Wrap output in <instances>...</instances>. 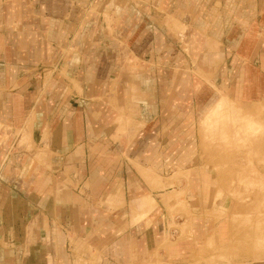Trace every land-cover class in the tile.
<instances>
[{
  "label": "rangeland",
  "instance_id": "374dc122",
  "mask_svg": "<svg viewBox=\"0 0 264 264\" xmlns=\"http://www.w3.org/2000/svg\"><path fill=\"white\" fill-rule=\"evenodd\" d=\"M63 1L54 11L51 0H0V264H127L113 242L107 254L74 237L104 229L91 223L90 202L109 208V221L128 213L130 227L144 217L121 192L123 173L142 174L123 156L153 118L172 127L141 135L162 142L152 168L163 178L143 183L156 188L147 205L169 230L164 241L190 237L196 219L212 216L194 264H264V100L237 101L248 62L264 94V0ZM29 43L36 61L25 67ZM91 59L98 75L85 80ZM52 80L58 88L46 94ZM86 101L92 142L68 166L50 152L48 127ZM32 160L43 164L38 174ZM196 170L204 176L189 177Z\"/></svg>",
  "mask_w": 264,
  "mask_h": 264
},
{
  "label": "crops",
  "instance_id": "0c3cea01",
  "mask_svg": "<svg viewBox=\"0 0 264 264\" xmlns=\"http://www.w3.org/2000/svg\"><path fill=\"white\" fill-rule=\"evenodd\" d=\"M52 8L54 11L60 10L64 4L63 0H51ZM263 29V28H261ZM34 43L27 44L26 47L28 49V53L26 54V58L24 63H26L25 67H31L35 61L36 57L32 55V51L35 47ZM264 46V45H263ZM264 52V48H262ZM20 53H22L20 51ZM28 56V57H27ZM243 73L240 75L239 86L237 89V93L241 97V100H237L240 103H255L264 100V94H261V77L260 71L254 65H251L249 62L244 64ZM85 69H84V78L85 80H92L98 74L96 73L95 69H97L96 62L91 60L85 61ZM108 66V65H106ZM88 68V69H87ZM102 68H105V65L102 64ZM99 80L103 81L106 78L104 73H101ZM59 80H52L46 94H53L58 88ZM261 94V96H260ZM45 95V94H44ZM85 102V101H82ZM90 104L86 101L85 110L82 111L80 107H76L72 115H70L69 119L62 118L57 121L52 126L48 127V131L52 138L50 139V152L53 154V157L56 156H64L65 163L70 165H75L77 159H86L87 152L89 150L88 146L92 142L90 133L91 128L89 126L88 121H86V115H88V110H93L94 107H90ZM94 105V104H93ZM102 110V103L97 104V108ZM164 114H167V110H163ZM163 115V112H162ZM108 118H112V113L108 116ZM106 120V124H109V120ZM82 119V122L80 121ZM156 119L153 118L152 120H148L147 125L138 128L130 138L127 139L125 143V155L123 157L128 158L127 160L134 164L138 170H141L142 174L140 173V177H136L132 171H128L123 173V180L125 181L124 190V199L128 206H132L133 209L139 211L140 208L145 209L143 212L144 217L136 218V220L131 223L132 227H130L129 218L130 215L126 212H121V217H117L111 221H109V214H103L102 205L99 202H90L89 210H91V223H99L100 220H103L105 225L104 229L100 231V234L94 235L88 234L87 237H82L80 235H76L74 237V242L76 245L85 246L87 243L92 242H100V247L107 248L106 253L109 252V242H113L116 245L115 253L118 254V257L122 258L124 262L127 264H157V253L159 246L164 243V248L159 250V253L164 258V264H194L196 258L201 254L205 253V239L208 237V234H211L213 231V226L216 224L214 217H199L193 223V233L190 235H186L185 239H178L176 241H164L167 236V232L169 230H161L160 223L161 220H158L155 217H152V210H148L149 207L147 205L148 199H156L154 196L156 195V188L151 187V185L146 186L143 182L146 180H154L157 177L163 178L162 175L157 174L154 172L152 168L153 159L156 157L158 153V149L162 144L161 140L159 143L156 141L154 142H147L149 141L146 137L144 138V129L147 126L148 131H152V129L159 128V129H172L169 125L162 126L159 125V121H155ZM103 126V127H104ZM35 131H39V134L42 135L43 131H46L45 127L35 128ZM29 156L23 154L16 155L15 164H16V171H19L25 166V161ZM84 159V160H85ZM126 160V161H127ZM32 160V166H29L33 170L30 172H34L36 174L39 173L43 164L40 165L39 161ZM138 164V165H137ZM71 167V166H70ZM196 172L203 177L204 173L200 174L199 170L192 171L189 174V177L194 178L196 177ZM170 177V176H164ZM141 178H146V180L142 181ZM149 183V182H148ZM172 191V190H169ZM157 202V199L155 200ZM202 208V207H201ZM109 209V208H107ZM105 209L104 211H106ZM102 211V212H101ZM98 218V216H100ZM137 216V213L135 214ZM99 220V221H97ZM106 221V222H105ZM111 222V223H110ZM182 225L184 221H179ZM126 225L129 228H126ZM126 229H129L127 234H122L125 232ZM151 231H154L153 242L151 244L150 241L147 240L148 234L151 237ZM123 236H122V235ZM145 234V235H144ZM133 236V243L130 242V237ZM182 236V235H181ZM180 236V237H181ZM179 237V238H180ZM189 237V239H187ZM148 241V242H147ZM164 241V242H163ZM170 242L172 243V247L170 248ZM113 245V246H114ZM146 260L144 261L143 259ZM171 259V260H170ZM143 260V261H142ZM76 261V260H75ZM259 264V263H257Z\"/></svg>",
  "mask_w": 264,
  "mask_h": 264
}]
</instances>
